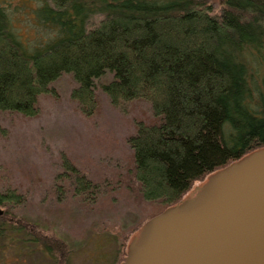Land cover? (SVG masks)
<instances>
[{
	"label": "trees",
	"instance_id": "obj_1",
	"mask_svg": "<svg viewBox=\"0 0 264 264\" xmlns=\"http://www.w3.org/2000/svg\"><path fill=\"white\" fill-rule=\"evenodd\" d=\"M107 73L101 89L114 107L145 100L160 118L128 141L133 164L122 183L146 202L166 210L264 148V0H227L217 13L209 0H0V113L39 116L40 98H56L53 84L72 74V99L94 116ZM64 166L77 198L100 190L67 158ZM25 203L0 191V241L63 251L64 240L11 224Z\"/></svg>",
	"mask_w": 264,
	"mask_h": 264
},
{
	"label": "rangeland",
	"instance_id": "obj_2",
	"mask_svg": "<svg viewBox=\"0 0 264 264\" xmlns=\"http://www.w3.org/2000/svg\"><path fill=\"white\" fill-rule=\"evenodd\" d=\"M226 2L209 0L215 13ZM112 77L107 73L97 82L100 107L94 116L83 115L72 99V74L53 84L56 98H40L39 116L0 113L5 131L0 133V191L16 190L26 199L10 211V222L25 227V236L38 232L66 245L48 255L32 243L16 247L0 241V264H122L132 238L165 210L122 183L130 179L133 164L129 139L138 125L158 124L160 118L145 100L114 107L101 89ZM65 158L100 190L88 199L77 198L75 176L67 174ZM206 179L195 183L185 198Z\"/></svg>",
	"mask_w": 264,
	"mask_h": 264
},
{
	"label": "water",
	"instance_id": "obj_3",
	"mask_svg": "<svg viewBox=\"0 0 264 264\" xmlns=\"http://www.w3.org/2000/svg\"><path fill=\"white\" fill-rule=\"evenodd\" d=\"M122 264H264V148L149 220Z\"/></svg>",
	"mask_w": 264,
	"mask_h": 264
}]
</instances>
